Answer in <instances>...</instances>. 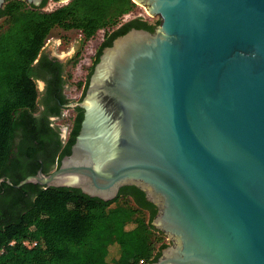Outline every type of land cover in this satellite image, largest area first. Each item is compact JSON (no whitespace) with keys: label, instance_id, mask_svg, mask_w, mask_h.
I'll list each match as a JSON object with an SVG mask.
<instances>
[{"label":"water","instance_id":"water-1","mask_svg":"<svg viewBox=\"0 0 264 264\" xmlns=\"http://www.w3.org/2000/svg\"><path fill=\"white\" fill-rule=\"evenodd\" d=\"M130 1L156 23L100 49L69 153L12 186H133L168 242L146 264H264V0Z\"/></svg>","mask_w":264,"mask_h":264},{"label":"trees","instance_id":"trees-1","mask_svg":"<svg viewBox=\"0 0 264 264\" xmlns=\"http://www.w3.org/2000/svg\"><path fill=\"white\" fill-rule=\"evenodd\" d=\"M45 2L33 7L22 0H5L0 8V264L152 262L166 244L150 224L154 206L137 188L122 186L112 200L102 201L74 188L31 183L12 186L22 179L7 173L14 165L9 157L15 135L21 133L18 152L28 156L32 152L26 151V143L37 140L30 128L37 111L35 79L42 70L60 72V65L44 56L33 64L49 33L76 30L84 41L98 29H111L96 50L88 77L100 49L114 37L131 27L148 31L153 27L139 16L121 22L136 7L130 0H68L48 11L42 9ZM58 80L56 75V84ZM74 113L67 143L60 150L56 147L52 165L69 152L81 120L78 107ZM110 249L115 250L111 256Z\"/></svg>","mask_w":264,"mask_h":264},{"label":"flooded vegetation","instance_id":"flooded-vegetation-1","mask_svg":"<svg viewBox=\"0 0 264 264\" xmlns=\"http://www.w3.org/2000/svg\"><path fill=\"white\" fill-rule=\"evenodd\" d=\"M48 2H57V1L46 0L44 6ZM59 4H63V3H59ZM74 52L72 53L73 55L69 57L68 60H65L64 62H59L56 58L49 57L47 52L44 49L41 50L40 48V52L37 58L35 59L36 62L42 56H44L47 60L58 63L60 65L59 66L60 72L54 69L42 70L40 71L41 77H37L35 79V80H40L42 82V88L39 91L37 97V111L34 114L35 119L33 120L32 125L30 126V128L33 129V132L36 133L37 140H32L31 142L26 143V151L32 152V155L28 156L26 154H23L22 152L21 153L18 152V147H17L18 138L19 135H21V133L15 135V138L12 143V153L9 157L10 162L12 160L14 165L8 167L7 169V173L13 176L14 178H19V177L23 178L27 175H32L36 172L38 168H40L41 172L48 173L49 171L54 169L59 163L58 161L57 164L54 165L51 164L52 153L55 151L56 147H58L60 150L67 143V139L73 125L72 120L75 117L74 108H71L73 111L69 114L68 112H64L66 107H63V104L68 102L66 100L65 91L68 89V85H69L68 82L69 74L65 69L68 63L71 61V59L72 58L73 60L75 59L79 51H77V53ZM36 62L33 64H36ZM56 75H58L59 77L57 84H56ZM60 98L64 99V102H60ZM81 115H82V111H81ZM36 163H38V166H36ZM4 177H6V175H4L2 178ZM5 179L8 178L6 177ZM27 195L28 192H25L24 196Z\"/></svg>","mask_w":264,"mask_h":264},{"label":"built area","instance_id":"built-area-1","mask_svg":"<svg viewBox=\"0 0 264 264\" xmlns=\"http://www.w3.org/2000/svg\"><path fill=\"white\" fill-rule=\"evenodd\" d=\"M51 3H57V2H51ZM50 2H48L45 6L42 7L43 10H51L57 5H54L52 7H48ZM148 17L146 14L145 10H143V13H137L134 14L132 12L124 14L121 18V22H124L132 17ZM111 29L109 28H101L98 29L95 34L88 38L87 40L83 41V45L81 46L77 56L74 59L73 66H72V71L69 74V87H70V92L68 96H66V100L68 102L71 101H77L80 99L82 96V89L84 87V83L87 79V73H88V68L91 66L96 50L101 44L102 40L104 39L105 35L110 32ZM79 83V86L77 84ZM73 110L69 107H66L64 112H68L69 114ZM26 245L30 246L33 245L34 243H28L24 242Z\"/></svg>","mask_w":264,"mask_h":264},{"label":"rangeland","instance_id":"rangeland-1","mask_svg":"<svg viewBox=\"0 0 264 264\" xmlns=\"http://www.w3.org/2000/svg\"><path fill=\"white\" fill-rule=\"evenodd\" d=\"M58 3H51L49 5H47L48 7H52L54 5H57ZM144 8L136 5V7L134 8V10L132 11V13L137 14V13H143ZM144 19H146L148 21V23L154 25L157 21L156 17H144ZM79 32L77 31H68L65 32L63 30L60 29H54L53 31H51L49 33V35L45 38L42 47H45L47 51H51L54 54H57L58 56L60 55H64L65 53H67L68 51H70L71 46L74 45L73 40H75L76 38H81L79 37L80 35H78ZM68 40V42H67ZM67 42V43H66ZM83 45V41L80 44V47L78 49V51L80 50L81 46ZM72 61L73 58L71 59V61L68 63L67 65V72L68 74H70V72L72 71ZM69 80V77H68ZM70 92V87L68 85V89L65 91L66 96H68ZM162 242H164L165 244H167V240L163 237ZM114 249H110L109 250V256H111V254L114 253ZM108 256V257H109Z\"/></svg>","mask_w":264,"mask_h":264},{"label":"crops","instance_id":"crops-1","mask_svg":"<svg viewBox=\"0 0 264 264\" xmlns=\"http://www.w3.org/2000/svg\"><path fill=\"white\" fill-rule=\"evenodd\" d=\"M68 31H76V30H66L65 32H68ZM77 32H79V31H77ZM78 35H80L79 37H81V38H76L75 40H73L72 43H74V45H72L70 51H68V52L65 53L64 55H60V56H58L57 54H54V53H52L51 51H47L45 47H41V50L44 49V50L47 52V54L49 55V57H54V58H56L59 62H64L65 60H68L69 57H71V56L73 55L72 53H73L74 51L77 53V51H78V49H79V47H80V44H81V42L83 41L80 32H79ZM67 42H68V40H67ZM67 42H66V43H67ZM75 52H74V53H75ZM74 56H75V55H74ZM74 56H73V57H74ZM35 62H36V60L33 61V63H35ZM65 70H67V66H66V69H65ZM35 87H36V92H37V97H38V93H39V91H40L41 88H42V82H41L40 80H35ZM37 97H36V99H37Z\"/></svg>","mask_w":264,"mask_h":264}]
</instances>
